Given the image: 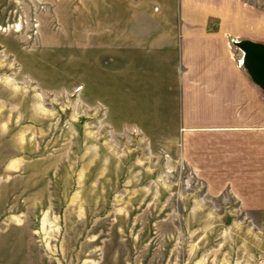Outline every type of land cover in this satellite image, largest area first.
Masks as SVG:
<instances>
[{
    "label": "rangeland",
    "instance_id": "374dc122",
    "mask_svg": "<svg viewBox=\"0 0 264 264\" xmlns=\"http://www.w3.org/2000/svg\"><path fill=\"white\" fill-rule=\"evenodd\" d=\"M173 6L0 0V264H264V195L180 157Z\"/></svg>",
    "mask_w": 264,
    "mask_h": 264
},
{
    "label": "crops",
    "instance_id": "0c3cea01",
    "mask_svg": "<svg viewBox=\"0 0 264 264\" xmlns=\"http://www.w3.org/2000/svg\"><path fill=\"white\" fill-rule=\"evenodd\" d=\"M173 8L180 157L244 195H264V95L228 44V35L264 42V0H175Z\"/></svg>",
    "mask_w": 264,
    "mask_h": 264
},
{
    "label": "water",
    "instance_id": "95a60500",
    "mask_svg": "<svg viewBox=\"0 0 264 264\" xmlns=\"http://www.w3.org/2000/svg\"><path fill=\"white\" fill-rule=\"evenodd\" d=\"M229 41L240 52L238 65L264 95V42L248 38H230Z\"/></svg>",
    "mask_w": 264,
    "mask_h": 264
}]
</instances>
